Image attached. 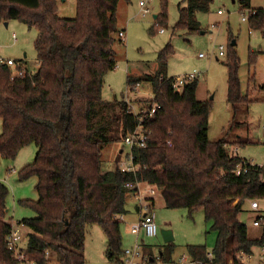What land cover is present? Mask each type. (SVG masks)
Instances as JSON below:
<instances>
[{
	"label": "trees",
	"instance_id": "trees-1",
	"mask_svg": "<svg viewBox=\"0 0 264 264\" xmlns=\"http://www.w3.org/2000/svg\"><path fill=\"white\" fill-rule=\"evenodd\" d=\"M119 1L75 0L76 16L66 19L58 15L56 0H0V21L16 20L37 32L36 70L11 79L12 68L0 65V158L13 159L30 144L37 148L33 163L19 173L21 180L38 181V200L25 202L35 217L18 223L29 231L26 248H20L40 264H49L50 259L57 264H85L87 228L98 225L107 240V259L119 264L122 221L118 216L126 213L127 196L135 190L126 184L139 182L160 190L167 209L203 211L216 241L210 258L204 246H188L191 260L230 264L231 259V264H238L241 254L252 258L262 246L264 229L259 239L248 238L239 215L246 212L248 201L264 202V166L248 165L236 175L235 169L245 160L230 156L224 140L209 141L210 104L196 99L197 78L175 89V78L167 75L164 58L172 53V46L160 52L153 74L126 78L129 92L143 82L150 84L154 97L142 103L158 105L151 118L140 122L128 111L126 101L102 99L104 77L117 64ZM185 1L175 29L201 31L195 15L207 13L212 0ZM166 3L162 0L161 12L154 18L160 28L167 22ZM237 3L251 9L250 0ZM247 22L251 29L263 31L264 9H257ZM226 67L227 102L235 110L248 100L240 92L234 53ZM136 127L147 135L146 147L132 152L138 172L120 171L121 153L113 170L103 172V147L123 142ZM8 191L0 183V264H16L7 246L12 230L5 221ZM141 247L143 252L142 243ZM174 249L172 242L162 246L158 258L173 260Z\"/></svg>",
	"mask_w": 264,
	"mask_h": 264
},
{
	"label": "rangeland",
	"instance_id": "rangeland-1",
	"mask_svg": "<svg viewBox=\"0 0 264 264\" xmlns=\"http://www.w3.org/2000/svg\"><path fill=\"white\" fill-rule=\"evenodd\" d=\"M139 1L120 0L118 3L117 31L124 29L126 36L124 41L120 42L116 34L114 48L117 64L116 68L104 77L102 99L107 102L124 100L133 106L134 112L138 110V106L147 107L142 101L154 97L150 84L143 82L138 85L135 92H129L126 78L153 74L160 52L165 46L171 45L173 52L164 58L167 72L174 78L193 72L199 74L196 99L210 104L209 141L214 143L224 140L225 149L230 156H236L237 153L238 157L248 162L264 166V28L263 31L254 30L250 28L248 22L242 21L241 13L247 12L248 9H242L237 0H212L207 13L195 15L201 31L175 29L179 21V9L186 7V1L167 0V22L164 25V33L160 34L158 32L160 26L156 27L153 16L161 12L162 0H153L149 4L150 14L146 16L141 14ZM56 7L58 15L62 18L71 19L76 16L75 0H56ZM250 8L264 9V0H250ZM218 11L222 14H218ZM7 23L6 27L4 21H0V56L5 59H25L29 69H37L36 30L16 20ZM133 24L135 25L132 28ZM151 27L157 31L155 29L154 32L153 29L149 31ZM13 33L18 39L15 43H12L11 39ZM232 41H235L234 46ZM220 45L223 46L224 56L218 55ZM232 53L237 57L241 95L248 100L247 103L238 104L235 110L227 102L226 63L229 62ZM201 55L204 57H200ZM2 132L3 123L0 120V134ZM36 152V146L30 144L20 149L13 159L0 158V183L9 190L5 221L21 232L23 248H26L29 231L18 223L25 218L35 217L34 211L25 202L33 203L38 200L36 190L38 181L35 177L21 180L19 173L33 163ZM127 152L128 149L121 140L105 145L101 151L103 172L113 170L119 154L121 153L119 156L121 160ZM128 199L129 197L127 201ZM155 199L157 204L153 207V212L157 240L155 237H142L144 243L147 245L156 243L160 237L162 238L161 229L169 225L175 245L173 260H178L182 256L189 259L187 247L190 245H202L207 252H213L216 233L212 230L211 223L205 220L202 210L189 213L184 208L167 209L164 207L161 194H157ZM247 206L249 207L248 204ZM261 206L264 207V202H261ZM245 210L246 212L240 213L239 220L246 225L248 238L259 239L261 230L251 224L254 214L249 212L247 207ZM125 227V223L122 222L121 231ZM126 245L129 244L126 242ZM106 246L107 240L101 228L98 225H90L87 228L83 251L85 264H113L106 257ZM130 247L132 246H128ZM256 255L257 251L248 262L253 263ZM57 263L50 259L49 264Z\"/></svg>",
	"mask_w": 264,
	"mask_h": 264
},
{
	"label": "built area",
	"instance_id": "built-area-1",
	"mask_svg": "<svg viewBox=\"0 0 264 264\" xmlns=\"http://www.w3.org/2000/svg\"><path fill=\"white\" fill-rule=\"evenodd\" d=\"M153 0H140L138 2V5L141 10V14L143 16H146L147 14H150V7L149 4ZM218 14H222L220 11H218ZM256 10L254 9H248L247 12L241 13V19L244 22H247L250 15H255ZM157 27V24H155ZM158 32L160 34L164 33V28H158ZM119 38L121 40H124L125 34L123 31H119L117 33ZM12 43L17 42V36L13 33L12 34ZM218 55L224 56L223 53V46L218 47ZM201 55L200 57H202ZM0 65L8 66L9 68H12L11 73V79L16 77H22L25 75L26 70L24 68L23 60H14L11 58H1L0 57ZM199 76L198 73H190L186 75H182L179 78H175L172 86L175 89L181 88L184 84L193 81ZM158 109V105L152 104L151 106L147 107H139L136 112L133 111V106L129 104L128 111L136 116H139V121L142 122L143 120H147L151 118L156 110ZM147 142V135L141 129V127H136V129L125 135L123 139L124 145L127 147L128 152L125 155L124 159H121L118 163V168L123 173H132L135 174L140 169V166L135 164L133 161V149L135 148H145ZM169 145V144H168ZM248 165H255L252 162L243 161L241 164L237 166L235 169V174L239 175L242 170H245V166ZM143 185V186H142ZM126 187L128 189H135L134 194L135 199L137 200V207L139 212L141 213V217L139 221L130 227V231L133 235H135L137 238L140 235H143L145 238H153L157 235V226L155 223V215L153 212V199L154 197L160 193V190H158L154 186L147 185L145 183H139L136 182L128 183L126 184ZM249 205V212L254 214V217L252 219V226L259 229H264V207L261 206L260 202L257 200H250L248 201ZM119 220H123V215L118 216ZM22 236L21 232L12 227L11 233L9 237L7 238V246L10 251H12L13 256L15 258L16 264H40L32 259H30L27 256V253L24 249H21L22 246ZM207 257H211V252L207 253ZM251 257L241 254L238 256V264L244 263V264H264V239L262 242V246L260 249H258L256 262L249 263V259ZM230 264L232 263V260L230 259ZM119 264H200L198 262H195L191 260L190 258L187 259L185 256H182L178 260H171L168 262H163L159 258L156 261L151 260L148 256H145L142 252L141 242L137 241L134 243V245L130 248H127L123 251V260Z\"/></svg>",
	"mask_w": 264,
	"mask_h": 264
},
{
	"label": "crops",
	"instance_id": "crops-1",
	"mask_svg": "<svg viewBox=\"0 0 264 264\" xmlns=\"http://www.w3.org/2000/svg\"><path fill=\"white\" fill-rule=\"evenodd\" d=\"M117 10H118V8H117ZM157 15H155V16H153V18H155ZM134 25L135 24H133L132 25V28L134 27ZM6 27L8 26V23L6 22V25H5ZM131 28V29H132ZM124 29H120V30H118V32L119 31H123ZM117 32V33H118ZM131 35H132V30H131ZM125 36H126V34H125ZM128 36H129V34H128ZM117 37V36H116ZM123 42V41H122ZM116 51V50H115ZM173 52V51H172ZM1 57V56H0ZM202 57H204V56H202ZM1 58H3V57H1ZM25 58V57H24ZM117 60V59H116ZM117 62V61H116ZM23 63H24V68H25V70H27V71H34V70H31V69H29L28 67H27V65H26V61H25V59H23ZM127 65H129V61H128V63H127ZM38 67V66H37ZM36 70V69H35ZM169 73L167 72V75H168ZM184 75V74H183ZM169 76L170 77H173V76H171V74H169ZM237 151V150H236ZM235 151V152H236ZM232 156V155H231ZM236 156H238V154L236 153ZM239 158H241V157H239ZM242 159V158H241ZM243 160H245L244 158H243ZM246 161V160H245ZM248 162V161H247ZM158 194H160V193H158ZM157 196V195H156ZM155 196V197H156ZM129 197V199H128V201L126 200V205H125V209H126V213L123 215V220H122V222L123 223H125V228H124V230L123 231H121V228H120V231H121V235H122V251H121V259L123 260V251L125 250V249H127L128 248V246H133L134 245V243L135 242H137V241H140L143 245H144V251H143V253H144V255L145 256H151V260H153V261H156L157 259H158V257H159V255H160V249H161V247L162 246H165L166 244H168V243H164V240H163V237L161 238H159L158 239V241H156V243H153V245H147L146 243H144V239L142 238V237H144L143 235H140L138 238L135 236V235H133L132 233H131V231H130V227H131V225H133V224H135V223H137L138 221H139V219H140V215H141V213L139 212V210H138V207H137V202H136V200H135V197H134V194L133 193H131V194H129L128 196H127V198ZM155 197H154V199H153V207H155V204H157V200L155 199ZM162 201H163V199H162ZM163 204H164V202H163ZM165 207V206H164ZM166 222V221H165ZM170 231V234H171V236L173 237V234H172V231H171V229H170V227H169V225H167V227L166 228H162L161 229V231ZM168 238H169V236H167ZM145 238V237H144ZM155 238H156V240H157V235L155 236ZM154 238V239H155ZM173 240L174 239H172V243H174L173 242ZM126 242H127V244H129V245H126ZM171 243V242H170ZM126 246H127V248H126ZM173 257V256H172ZM174 258V257H173Z\"/></svg>",
	"mask_w": 264,
	"mask_h": 264
},
{
	"label": "water",
	"instance_id": "water-1",
	"mask_svg": "<svg viewBox=\"0 0 264 264\" xmlns=\"http://www.w3.org/2000/svg\"><path fill=\"white\" fill-rule=\"evenodd\" d=\"M4 25H6V22H4ZM234 44H235V41L232 42V45H234ZM160 233L163 237L164 243L172 242L173 237L171 236L170 231L166 230V231H161ZM167 236H169V238Z\"/></svg>",
	"mask_w": 264,
	"mask_h": 264
}]
</instances>
